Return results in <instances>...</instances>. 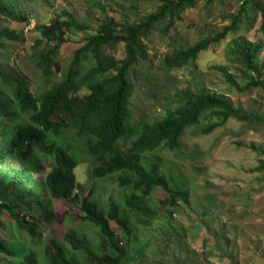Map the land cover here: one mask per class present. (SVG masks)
Instances as JSON below:
<instances>
[{
    "label": "trees",
    "instance_id": "16d2710c",
    "mask_svg": "<svg viewBox=\"0 0 264 264\" xmlns=\"http://www.w3.org/2000/svg\"><path fill=\"white\" fill-rule=\"evenodd\" d=\"M139 1L157 2V9L138 21L123 24L114 17L104 16L97 33L90 35L75 51L62 80L54 87L35 93L25 78L0 68V210L9 212L14 221L12 227L27 232L34 239L41 234L38 213L53 214L52 200H65L79 205L83 213L81 219L99 230L97 239L85 237L86 233L77 229L68 231L62 241L51 238L42 256L23 241L7 244L0 239V253L10 260L7 264H124L130 252L118 239L111 222H115L122 237L130 241L139 227L150 228L159 218L150 200L157 187L188 201L187 192L174 189L162 168L142 154L161 145L179 148L185 130L199 126L207 114L215 115L217 120L202 126L203 134L211 133L230 118L264 123V116L259 112L234 106L225 96L205 89H186L178 107L169 110L162 119L141 121L138 126L133 124L130 71L140 61L149 59L145 39L159 27L168 34L182 20L185 10L197 7L201 0ZM212 1L207 0V3ZM235 1L238 10L229 15L228 25L166 56L164 67L172 70L192 63L202 51L235 31L243 20L252 26L259 13L264 15L262 0ZM0 14L14 21L26 19L14 0H0ZM86 29L87 26L71 14H67V18H55L49 25L38 26L48 45L35 52L45 76L53 75V67L58 66L56 57L66 41L65 33ZM4 38L19 41L21 36L16 30L0 31V47L5 46ZM55 41L56 44H52ZM119 43L125 44L123 59L104 50L106 46L115 47ZM263 48L262 42L250 41L245 36L235 38L230 44L229 55L236 68L254 74L243 85L227 66L215 68L241 91L264 89V67L257 61ZM103 75L91 84L86 95H79L83 85ZM73 136L81 140L88 156L99 160L94 175L102 178L117 174L119 185L128 190L125 196L121 199L110 196L101 204L91 189L80 200L76 193L75 168L81 159L76 156L78 146ZM131 138H134L131 147L119 148V141ZM250 147L264 155V147L255 144ZM255 170L263 171L264 161ZM37 173L44 175L37 176ZM0 264L5 263L0 261Z\"/></svg>",
    "mask_w": 264,
    "mask_h": 264
},
{
    "label": "rangeland",
    "instance_id": "374dc122",
    "mask_svg": "<svg viewBox=\"0 0 264 264\" xmlns=\"http://www.w3.org/2000/svg\"><path fill=\"white\" fill-rule=\"evenodd\" d=\"M14 2L26 19L14 21L0 14V31L16 30L21 36L19 41L2 39L5 46L0 47V68L25 78L35 93L54 87L62 80L75 51L90 35L97 33L104 16L114 17L123 24L138 21L158 6L154 1L139 0ZM262 3L264 7V0ZM237 10L235 0H213L211 3L201 0L197 7L185 10L182 20L168 34L159 27L145 39L149 46V59L140 61L130 71L133 124L138 126L141 121L162 119L169 110L178 107L186 89H205L220 94L234 106L264 116V89L241 91L215 68L227 66L241 85L253 78L254 74L236 68L230 59L229 46L239 36L264 45V15L259 13L252 26L243 20L224 40L202 51L195 61L184 67L168 70L163 65L166 56L222 30L231 22L229 15ZM67 14L84 23L87 29L65 33L66 41L56 57L58 66L53 67V75L45 76L35 57L36 51L48 48L38 26L49 25L58 17L67 18ZM104 50L117 59L126 56L124 43L106 46ZM257 61L264 67V48ZM104 76L95 77L83 85L79 95H86L91 84ZM216 120L215 115L207 114L199 126L187 128L179 148L161 145L142 154L143 158L162 168L174 189L187 192L188 201L157 187L150 200L157 208L159 218L150 228L139 227L130 241L122 237L121 229L111 222L118 239L130 252L124 264H264V170H255L264 161V155L250 147L251 144L264 147V123L230 118L211 133H201L202 126ZM133 139L119 141V148L128 149ZM73 140L78 146L76 156L81 159L75 168L76 193L80 200L91 189L101 204L110 196L116 199L125 196L128 190L119 185L117 174L96 177L94 168L100 165L99 160L88 156L79 138L73 136ZM48 170L46 165L45 172ZM41 175L44 173H37V176ZM52 204L53 214L36 215L41 234L34 239L27 232L12 227L14 221L9 212L0 210V239L7 244L23 241L42 256L51 238L62 241L70 230L85 232V237L92 239L99 237V230L81 219L83 213L79 205L56 199ZM0 261L10 262L4 253H0Z\"/></svg>",
    "mask_w": 264,
    "mask_h": 264
},
{
    "label": "built area",
    "instance_id": "2783aa9c",
    "mask_svg": "<svg viewBox=\"0 0 264 264\" xmlns=\"http://www.w3.org/2000/svg\"><path fill=\"white\" fill-rule=\"evenodd\" d=\"M33 21V24L35 23V21L34 20H32ZM78 190H76V192H77Z\"/></svg>",
    "mask_w": 264,
    "mask_h": 264
}]
</instances>
